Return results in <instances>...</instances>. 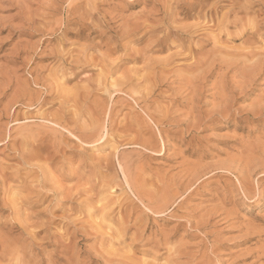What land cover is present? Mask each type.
Returning a JSON list of instances; mask_svg holds the SVG:
<instances>
[{
  "label": "rangeland",
  "instance_id": "rangeland-1",
  "mask_svg": "<svg viewBox=\"0 0 264 264\" xmlns=\"http://www.w3.org/2000/svg\"><path fill=\"white\" fill-rule=\"evenodd\" d=\"M203 1L0 0L8 264H264V0Z\"/></svg>",
  "mask_w": 264,
  "mask_h": 264
},
{
  "label": "bare ground",
  "instance_id": "bare-ground-1",
  "mask_svg": "<svg viewBox=\"0 0 264 264\" xmlns=\"http://www.w3.org/2000/svg\"><path fill=\"white\" fill-rule=\"evenodd\" d=\"M199 1V0H198ZM207 0H204L203 2H206ZM256 1V0H255ZM213 2H214V0H213ZM218 3V2H217ZM216 3V4H217ZM248 3V2H247ZM249 3H251L252 4V2H249ZM233 4V3H232ZM236 4V3H235ZM246 4V3H245ZM250 4V5H251ZM199 6H200V4H199ZM237 6H238V4H237ZM258 6H259V4H258ZM240 7V6H239ZM234 8V7H233ZM246 9V8H245ZM244 11V10H243ZM254 11H256V10H254ZM258 12V11H257ZM206 13V12H205ZM209 15V14H208ZM234 20V19H233ZM257 22V21H256ZM262 23H264V22H262ZM263 25V24H262ZM250 27V26H249ZM261 27V26H260ZM165 28V27H164ZM264 28V27H263ZM168 35V34H167ZM163 38V37H162ZM160 39V38H159ZM160 44V43H159ZM133 78V77H132ZM129 79H127V80H125L124 82H125V85H127V81H128ZM107 81V80H106ZM130 81L131 80H129V83H130ZM115 82V83H114ZM117 82H119V81H117ZM116 81H111V88H116L117 86H119V83H120V85L121 86H125L124 84L122 85V83H124V82H119L118 84H116L117 83ZM106 84V83H105ZM105 86V85H104ZM121 86H119V87H121ZM110 87V86H109ZM122 88H124V87H122ZM120 89V88H119ZM121 90V89H120ZM119 90V91H120ZM114 91V90H113ZM115 91H116V89H115ZM114 91V92H115ZM117 92V91H116ZM121 92V91H120ZM139 93V92H138ZM134 96V95H133ZM140 98V97H139ZM142 98V97H141ZM137 104V103H136ZM148 106V105H147ZM143 107V106H142ZM140 108H141V106H140ZM162 110V109H161ZM160 110V111H161ZM143 112H145V115L147 116V118L149 119V120H151V121H153V119H154V117H152L151 115H150V109L149 108H144V110H143ZM156 112V111H155ZM154 112V113H155ZM162 112V111H161ZM152 113V112H151ZM166 117V116H165ZM164 117V118H165ZM163 119V118H162ZM165 119H167V118H165ZM164 120V119H163ZM160 121H162V120H160ZM159 121V122H160ZM150 123V122H149ZM155 123V122H154ZM163 123V122H162ZM147 126H150V125H147ZM157 138V137H156ZM25 142H27V141H25ZM26 145H27V143H26ZM148 146V145H147ZM21 161H20V163L22 164V165H24V166H28L29 167V165L31 164L30 162H31V159H32V156L31 155H26V154H24L23 152H21ZM30 163V164H29ZM235 164V163H234ZM31 166V165H30ZM28 167H26V168H28ZM229 167H231V169H232V167L233 166H228V168ZM227 168V169H228ZM125 169H122V172L124 171ZM128 170V169H127ZM28 171V170H27ZM16 172V171H15ZM124 173H127L126 171L124 172ZM2 175H3V173H2ZM125 175V174H124ZM6 182V181H5ZM238 182H239V185H240V187H241V189H242V191H243V193H244V196H245V189L242 187V185H241V183H240V181L238 180ZM21 183V182H20ZM10 187V186H9ZM9 191V190H8ZM134 191V190H133ZM261 191V190H260ZM135 193H136V191H134ZM42 193V192H41ZM258 195H257V199H256V205H258L259 204V202H260V197H261V195H262V193L261 192H259V189H258ZM247 195V194H246ZM7 196V195H6ZM164 196V195H163ZM254 196V195H253ZM46 197V196H45ZM165 197V196H164ZM12 198V197H11ZM245 198H247V197H245ZM37 199V198H36ZM24 200V199H23ZM32 200V199H31ZM31 200L28 202L29 204H33V202H31ZM160 200V199H159ZM164 200V199H163ZM167 200V199H166ZM11 201V200H10ZM25 201V200H24ZM145 201V200H144ZM16 202V201H15ZM40 202H42V201H40ZM258 203V204H257ZM154 204V203H153ZM9 205H10V203H9ZM151 205V204H150ZM159 205V204H158ZM167 205V204H166ZM169 205V204H168ZM12 206V205H11ZM147 206H148V204H147ZM147 206H145L146 208H148ZM155 207H157V205L155 206ZM159 207V206H158ZM157 207V208H158ZM149 209V208H148ZM14 212V211H13ZM12 212V213H13ZM24 213V212H23ZM22 213V214H23ZM13 215H15V213L13 214ZM10 219V218H9ZM26 219V218H25ZM17 220V219H16ZM26 221V220H25ZM26 223H27V221H26ZM18 226L19 225H17V224H11L10 225V227L9 228H11V229H15V228H18ZM26 226H28L27 227V229H29L30 230V228H29V225H26ZM1 227V226H0ZM19 229V228H18ZM2 231H3V227H2V229H1ZM0 230V231H1ZM28 230V231H29ZM1 231V232H2ZM30 232H32V231H30ZM1 234L2 233H0V260L2 261L3 260V258H8V257H10V259L8 260V261H6L7 263L6 264H8V263H11V261L13 262V258L12 257H14V259H15V257L17 256H19L20 254H25L26 252H25V250H27V249H29V254H32V250L30 249L31 248V241L29 240V242L28 243H26V245H25V247L24 248H17V247H14V241H13V239L11 240V239H9V238H7V237H5L4 235L3 236H1ZM29 234H31V233H29ZM28 234V235H29ZM34 234V232H32V234L31 235H33ZM27 235V236H28ZM31 235H29V236H31ZM5 237V238H4ZM31 238V237H30ZM33 238V237H32ZM17 242V241H16ZM16 244V243H15ZM25 252V253H24ZM27 254V253H26ZM19 258V257H18ZM17 258V259H18ZM16 260V259H15ZM15 260H14V262H15ZM21 260V259H20ZM0 261V262H1ZM0 264H2V263H0ZM5 264V263H4ZM17 264H19V262L17 263Z\"/></svg>",
  "mask_w": 264,
  "mask_h": 264
}]
</instances>
